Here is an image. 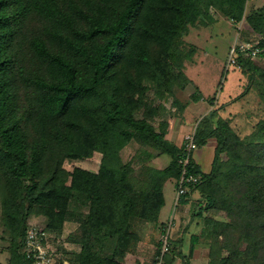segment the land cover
<instances>
[{"label": "trees", "instance_id": "trees-1", "mask_svg": "<svg viewBox=\"0 0 264 264\" xmlns=\"http://www.w3.org/2000/svg\"><path fill=\"white\" fill-rule=\"evenodd\" d=\"M249 2L0 0V219L11 255L6 264H33L23 253L33 216L59 232L65 222L78 224L69 241L81 251L71 264H129L126 255L136 254L144 226L161 224L165 184L177 189L181 175L176 160L183 146L166 138V122L156 125L161 109L149 93L162 99L190 82L184 67L196 48L184 36L213 22L215 11L244 20L252 33L245 40L264 39V7L248 12ZM256 59L264 54L240 63L264 100V70ZM209 119L195 140L198 148L216 140L211 170L204 173L191 161L200 179L181 201L197 193L194 216L205 220L201 233L191 235L190 255L202 238L207 264H264V120L240 138L228 121L219 119L214 127ZM132 141L172 162L136 171L121 157ZM87 150L100 154L98 170L65 168ZM204 212L231 213L236 221ZM171 243L165 264H174L177 255L189 259L184 244Z\"/></svg>", "mask_w": 264, "mask_h": 264}, {"label": "rangeland", "instance_id": "rangeland-1", "mask_svg": "<svg viewBox=\"0 0 264 264\" xmlns=\"http://www.w3.org/2000/svg\"><path fill=\"white\" fill-rule=\"evenodd\" d=\"M252 1L254 0L249 2L248 12L255 9V7H264V0H259L253 5ZM214 14L213 22L207 21V24L192 27L189 33L184 36L186 44L196 48L193 59L187 61L184 67V74L191 83H187L184 89L175 86L173 95H167L162 99L157 98L154 92L149 93V101L161 109V114L155 120L156 125L166 122L169 125V131L172 133L171 136L175 134L180 136L185 134L186 136L190 132L196 131L198 127H201L202 123H207V119L210 118L211 114L214 115H212L214 118L209 119L210 122L208 121V123L216 127L219 119L226 120L240 138L250 135L254 126L259 121L264 120V100L260 96L258 88L254 86L253 82L251 83L249 73L243 70L240 62L235 67H226L227 54L232 43L237 38L245 40L252 33L244 20L235 22L219 12L215 11ZM255 65L264 70V59H256ZM225 68L229 72L223 78L222 73ZM196 98H199V100L194 101ZM216 144V140L211 139V144L199 147L196 150L199 154L206 149L205 161L208 163L207 169L209 168V172ZM139 145L136 141H133L121 154L123 161L125 163L130 162L136 171L139 172L145 165L163 169L172 162V158L169 155H161L150 148L144 150ZM100 162V154L87 150L82 153L78 152L77 158L67 160L64 166L69 171L76 167L98 170ZM201 164L205 167L204 163ZM169 185H171L173 191L174 188L171 182H169L167 189ZM195 199H191L193 203H196ZM179 206H181V203L177 207ZM176 208H174L171 217L175 225ZM198 212L199 209L192 205L187 213H183V222L190 221L191 218V221L199 226L196 234H200L205 225L203 218L194 216ZM203 215L204 217H215L232 223L236 221V216L231 213L204 212ZM46 224L47 221L44 217L33 216L30 219L29 228H39L47 231L46 252L50 257L52 256L56 259L55 264H71L76 249L69 241V236L76 231V229L74 231L76 224L65 222L60 232L49 230L46 228ZM4 229L0 219L1 264H6L11 257L8 249L10 242L2 238L3 235L4 237L6 236ZM144 230L148 234L144 238V243L139 245L136 254L132 255L130 253L131 255L129 256L132 261H139L133 264H152L158 252L160 225L157 226L155 224L150 227L148 225ZM172 233L173 230L171 231V237ZM190 246L191 240L186 245L184 244L182 249L184 255H188L189 259L186 257L176 258L174 264H207L208 248L205 246V240L200 239L193 255H190Z\"/></svg>", "mask_w": 264, "mask_h": 264}, {"label": "built area", "instance_id": "built-area-1", "mask_svg": "<svg viewBox=\"0 0 264 264\" xmlns=\"http://www.w3.org/2000/svg\"><path fill=\"white\" fill-rule=\"evenodd\" d=\"M264 54V39L258 38L254 41L240 40L237 38L230 46L226 59V67L232 68L237 66L240 59H255ZM196 131L190 132L184 138L183 154L176 160L181 169V175L178 180L176 191L175 208L181 203L182 199L189 194L191 186L198 184L200 176L190 170L193 155L198 146L195 140ZM175 226L174 220L166 223V227L160 225L159 242L161 244L152 264H165L166 255L170 252L171 231ZM47 231L45 229L32 228L28 229L23 253L28 259L33 260V264H55L56 259L50 257L47 251Z\"/></svg>", "mask_w": 264, "mask_h": 264}, {"label": "crops", "instance_id": "crops-1", "mask_svg": "<svg viewBox=\"0 0 264 264\" xmlns=\"http://www.w3.org/2000/svg\"><path fill=\"white\" fill-rule=\"evenodd\" d=\"M259 0H254V1H252L251 3H252V5L253 4H255V2H258ZM171 131H169L168 132V134H167V136H166V138L170 141V142H172L173 144H175L177 147H182L183 146V143H184V138H185V134L183 135V136H180L179 134L177 135V134H175L174 136H171ZM179 141V142H178ZM133 142V141H132ZM131 142V143H132ZM130 143V144H131ZM129 144V145H130ZM139 144V143H138ZM209 144H211V140H209V142L207 143V145H205V146H208ZM128 145V146H129ZM128 146H126L122 151H121V154L124 152V150L126 149V148H128ZM140 147H142L144 150H147V149H149V147H143L142 145H139ZM204 147V146H203ZM151 149V148H150ZM153 150V149H152ZM214 150H215V146H214ZM158 152V151H157ZM205 152H206V149H205V151H201L199 154L197 153V151H196V153L194 154V157H193V160H194V162L202 169V171L204 172V173H208L209 171H208V169H207V164L208 163H206V161H205ZM164 155V154H163ZM122 157V156H121ZM213 159H214V157L211 159V165H210V167H212V162H213ZM201 163H204V165H205V167H203L202 166V164ZM169 182H171V181H169ZM169 182H167L166 184H165V186H164V197H165V205H164V207L162 208V210H161V218H160V222H161V224H163V223H167L169 220H170V218L172 217V214H173V212H174V208H175V201H176V191H177V189L175 188V185H174V183L173 182H171L172 183V186H173V191H172V189H171V185H169V187H168V189H167V186H168V184H169ZM198 194L197 193H195L194 195H192L190 198H188V202L186 203V204H184V203H181V206H179V207H177L176 209H175V211H176V225L174 226V228H173V233H172V242H173V244H176V245H180V244H185L186 245V243H189L190 242V238H191V235L192 234H195L196 233V230H197V228L199 227L196 223H193V221H191V218H190V221L189 220H187V221H184V222H186V223H184L183 222V213H187L188 211H189V209H191V206L192 205H195V203H193L192 202V200L191 199H197L198 198ZM184 209V211H182L181 212V210H183ZM72 223H74V222H72ZM76 224V223H75ZM161 224H156L157 226L158 225H161ZM182 224H183V227H182ZM149 225V227L150 226H152V225H155V223H148L147 225H145L144 226V229L147 227ZM76 227H74V231H75V229H77L78 227V225L76 224L75 225ZM143 229V237H142V241H141V244L142 243H144V238L146 237V235H148V234H146V230H144ZM150 236V235H149ZM72 245L75 247V252H74V254H73V260L76 258V256L80 253V251H81V248H80V246L79 245H77V244H74V243H72ZM131 254L129 253V254H127V256H126V260L128 261V263L129 264H133L134 262H139V261H136V260H131L130 259V256ZM133 255V254H132ZM178 258H180V256L179 255H177V259ZM176 262V261H175Z\"/></svg>", "mask_w": 264, "mask_h": 264}]
</instances>
